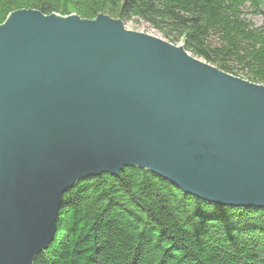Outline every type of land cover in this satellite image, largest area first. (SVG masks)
I'll use <instances>...</instances> for the list:
<instances>
[{
	"label": "water",
	"instance_id": "water-1",
	"mask_svg": "<svg viewBox=\"0 0 264 264\" xmlns=\"http://www.w3.org/2000/svg\"><path fill=\"white\" fill-rule=\"evenodd\" d=\"M149 169L185 193L264 207V84L99 13L0 23V264H34L77 181Z\"/></svg>",
	"mask_w": 264,
	"mask_h": 264
},
{
	"label": "trees",
	"instance_id": "trees-1",
	"mask_svg": "<svg viewBox=\"0 0 264 264\" xmlns=\"http://www.w3.org/2000/svg\"><path fill=\"white\" fill-rule=\"evenodd\" d=\"M1 1L0 23L15 9ZM93 1L81 17L145 21L206 62L264 84V26L245 9L264 18V0ZM19 8L60 12L51 0ZM56 229L34 264H264V207L204 200L137 166L77 181Z\"/></svg>",
	"mask_w": 264,
	"mask_h": 264
},
{
	"label": "rangeland",
	"instance_id": "rangeland-1",
	"mask_svg": "<svg viewBox=\"0 0 264 264\" xmlns=\"http://www.w3.org/2000/svg\"><path fill=\"white\" fill-rule=\"evenodd\" d=\"M51 1H52V3H54L56 5L58 10L60 11V12H58L59 14L69 15L71 13H76L79 16H81L80 15L81 10L85 9V7L89 8V5H91L94 2L93 0H51ZM32 2H35V0H2L1 5L6 6V5H8V3H11L12 7L15 8L14 10H16V9H18V7L27 6L28 4H30ZM262 8L264 9V5ZM245 9L247 11L246 17L250 21H252L256 26H264L263 15L254 14V13L249 12L248 9H250V8H248V7ZM8 14H7V16H8ZM115 17H120V16H115ZM123 20H124L125 25L128 29L148 33V34H151V35H154L156 37H159V38H162L164 40L169 41L168 38L164 37L162 35V33H160L158 30L153 28L150 24L146 23L145 21L138 20V19H133V20L123 19ZM212 43L215 44V41H213ZM173 44L182 45L183 43L178 42V43H173ZM193 56L197 57L196 55H193ZM197 58H199V57H197ZM199 59L203 60L202 58H199ZM203 61H205V60H203Z\"/></svg>",
	"mask_w": 264,
	"mask_h": 264
}]
</instances>
